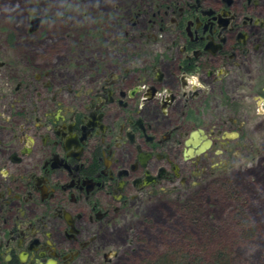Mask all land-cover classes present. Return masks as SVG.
Returning <instances> with one entry per match:
<instances>
[{
	"label": "flooded vegetation",
	"instance_id": "obj_1",
	"mask_svg": "<svg viewBox=\"0 0 264 264\" xmlns=\"http://www.w3.org/2000/svg\"><path fill=\"white\" fill-rule=\"evenodd\" d=\"M157 22L161 48L75 81L18 57L0 89V264L96 262L144 198L225 172L264 98V0H174Z\"/></svg>",
	"mask_w": 264,
	"mask_h": 264
},
{
	"label": "rangeland",
	"instance_id": "obj_2",
	"mask_svg": "<svg viewBox=\"0 0 264 264\" xmlns=\"http://www.w3.org/2000/svg\"><path fill=\"white\" fill-rule=\"evenodd\" d=\"M171 1L0 0V63H6L0 66V89L13 72L22 71L26 63L18 57L24 54L51 69L54 81L61 82L75 81L80 66L90 69L99 60L125 64L147 47L161 48L158 10ZM33 17L40 22L29 34ZM7 105L11 102H0V111ZM243 132L242 140L230 143L225 172L210 174L211 167L202 164L197 178L177 191L144 198L113 229L117 242L103 247L106 255L89 264H143L177 247L192 250L194 243H205L199 229L203 222L218 233L210 236V247H232L231 264H264V98L248 104ZM213 178L226 180L245 201L256 230L252 237L241 239L230 232L236 229L227 219L234 202L225 200L221 190L212 191ZM195 194L200 204L197 225L194 211L178 208V202H194Z\"/></svg>",
	"mask_w": 264,
	"mask_h": 264
},
{
	"label": "trees",
	"instance_id": "obj_3",
	"mask_svg": "<svg viewBox=\"0 0 264 264\" xmlns=\"http://www.w3.org/2000/svg\"><path fill=\"white\" fill-rule=\"evenodd\" d=\"M214 172L213 174H215ZM212 191L223 192L225 200L227 199L234 202L233 208L230 211L227 219L232 222V227L230 232L234 234V237L241 239H247L254 235L255 227L248 218V214L245 210V201L242 200L241 196L233 189V187L227 183V181H220L219 179H212ZM196 194L194 195L193 201H181L178 202V208L183 211L190 212L194 211V224H199V210L200 204ZM200 233L205 243H200V246L194 243V249L190 248L183 249L177 247L170 251L163 252V254H158L156 257L144 261L143 264H231L230 262V247L225 245L211 246L210 236L217 235V230L207 225L203 222L202 227L199 228ZM208 243V244H207ZM200 253V254H199Z\"/></svg>",
	"mask_w": 264,
	"mask_h": 264
},
{
	"label": "water",
	"instance_id": "obj_4",
	"mask_svg": "<svg viewBox=\"0 0 264 264\" xmlns=\"http://www.w3.org/2000/svg\"><path fill=\"white\" fill-rule=\"evenodd\" d=\"M39 22H40V18L39 17H33L31 19V21H30L31 27L29 28V30L33 31L37 27Z\"/></svg>",
	"mask_w": 264,
	"mask_h": 264
}]
</instances>
